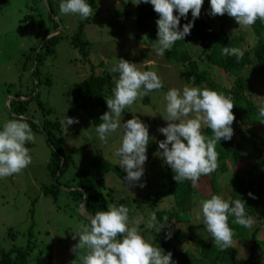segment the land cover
<instances>
[{
    "label": "rangeland",
    "instance_id": "obj_1",
    "mask_svg": "<svg viewBox=\"0 0 264 264\" xmlns=\"http://www.w3.org/2000/svg\"><path fill=\"white\" fill-rule=\"evenodd\" d=\"M95 1L98 5V14L93 11V15L87 19H82L78 14H62L57 8L58 4L55 5L56 16L62 24V29H59L58 33H61L62 39L56 46L55 54L46 59L45 64L39 69V74H36L34 73L35 66L37 67L35 57L47 39L44 27L53 24L49 18L51 14L43 0H0V130L6 121L15 119L8 110L9 106L12 111L11 102L15 100L10 97L15 98L17 94L26 96L35 89L34 95L38 93L46 109L53 110L52 115L49 116L50 120L61 123L65 116L79 120L78 124L69 125L66 130L62 125L63 134L60 140L64 152L73 156L74 163L62 178V185L74 179L77 168L89 171L93 160L98 156L114 164L126 175L119 166V157L114 155L121 144L122 129L108 134V142L105 144L100 140L91 120L74 104L72 92L93 72L96 75L108 72L114 79L118 74H114L111 68L121 58L137 64V68L141 71H155L164 87L148 93V104L143 101L145 96L138 97L131 106L124 109L121 115V123L137 116L148 126L150 142L146 152L144 176L140 181L146 186L143 188L138 185L130 186L114 173L104 175L107 189L114 191L116 205H125L129 208L130 221L143 217V222L139 225L140 234L147 242L153 244L158 231L156 227L151 229L147 227L149 214L153 211L157 213L167 210L174 205L173 197L167 193L168 189L162 183V175L169 166L158 153L162 151L158 148V142L166 139L158 129L168 124L165 120L167 113L164 96L169 88L182 89L184 86H193L184 82L182 65L170 64L165 54L163 56L156 54L158 41L144 36H139L140 41H136L134 37L136 9L142 2L137 4L139 0ZM115 11L128 13L127 17L120 18L112 14ZM210 12V0H204L199 18L207 21L217 30L220 19L227 13L223 16H212ZM51 18L57 22L52 15ZM230 18L233 22V33L244 36L242 53L252 49L258 41L252 29L239 25L234 18ZM82 20H88L84 30L86 39L91 43L88 60L70 44V38L77 32L78 24ZM35 48L37 50L33 55ZM185 50L193 60L199 62L201 69L207 71L220 85L227 89L233 86L234 76L224 74L202 58L203 47L187 45ZM39 82L41 85H38ZM247 97L259 110L264 108V82L254 80L253 88L247 92ZM108 98L111 96L107 95L106 100ZM29 109L36 111L37 114L34 115L41 120L42 111L36 102H33ZM205 127L206 125H202L201 130ZM248 129L255 135L243 143V149L251 154L250 161L244 162L239 168L229 161V172L219 175V191L216 195H222L225 200L231 199L235 180L238 178L246 180L255 162L264 156V120L260 125ZM32 132L35 134L34 142L25 145L29 148L31 163L18 174L0 178V248L2 251L10 252L31 247L26 264H81L77 256L71 252V248L79 242V238L77 236L73 240L72 237L82 231V225L89 224L82 220L79 214L81 205L78 207V203L69 195V191L61 190L57 201L52 196L44 195L43 187L55 183L47 167L51 150L44 134L33 130ZM215 174L218 173L213 172L205 176L202 182H197L194 186L197 190L196 207L191 222L171 223L165 228L166 233L171 232L172 235L179 231L191 235L192 239L188 244H175L176 249L181 253L198 256V244H207L212 237L202 219L196 220V214L199 211L200 201L212 196L209 182ZM84 181L89 185L88 180ZM101 191L106 195L107 190ZM158 192L166 194L160 202L155 197ZM256 226L255 222L252 227ZM260 239L264 240V229ZM232 246L236 248L240 259L248 257L247 245L234 241ZM260 257L264 260V256Z\"/></svg>",
    "mask_w": 264,
    "mask_h": 264
},
{
    "label": "clouds",
    "instance_id": "obj_2",
    "mask_svg": "<svg viewBox=\"0 0 264 264\" xmlns=\"http://www.w3.org/2000/svg\"><path fill=\"white\" fill-rule=\"evenodd\" d=\"M141 2L150 3L159 16L156 20L159 44L156 54L163 56L176 41L190 35L195 20L201 15L204 0H139L137 4ZM59 9L62 14H78L82 19L93 15V9L86 0H61ZM210 9V15L223 16L227 13L245 27H251L257 20L264 22V0H210ZM190 11L192 20L185 23L181 30V18L187 20ZM221 52L225 57L235 56L237 61L243 56L240 49L228 46L221 47ZM111 71L118 75L114 77L112 97L106 100L108 111L100 116L101 123L96 127V132L100 140L107 144L108 134L122 129L121 144L114 155L119 157V166L126 173L124 180L130 186L143 188L146 184L140 181L144 176L150 142L148 126L137 116L121 123V115L138 97L147 96L164 85L155 71H141L137 64L122 58ZM164 100L168 124L158 129L166 137L158 142V148L162 150L158 153L175 173L173 179L176 183L189 180L195 186L201 176L210 175L219 167L216 144L221 139L231 140L234 135L233 100L215 90L199 86L169 88ZM259 115L264 117V108L260 109ZM61 123L66 130L69 125L78 124L79 120L65 116ZM202 125L210 128L213 135L202 134ZM34 140L35 134L23 117L3 124L0 130V178L18 174L31 163L29 148L25 145ZM248 196L256 199L251 192ZM245 206L246 202L242 199L225 200L222 195L216 194L200 201L196 220L202 219L214 245L221 251L234 243V231L229 226L230 216L234 217L233 224L244 228L254 225L255 220L246 214ZM87 218L90 224L82 225V231L72 237L73 240L77 236L79 238L71 252L81 264H174L171 252L165 253L162 248L144 239L139 231L143 217L130 221L127 206L110 204L107 210L97 211ZM167 219L165 216V223L161 224L153 211L149 214L147 227H156L159 232L167 224ZM171 235L168 232L165 238L171 239Z\"/></svg>",
    "mask_w": 264,
    "mask_h": 264
},
{
    "label": "trees",
    "instance_id": "obj_3",
    "mask_svg": "<svg viewBox=\"0 0 264 264\" xmlns=\"http://www.w3.org/2000/svg\"><path fill=\"white\" fill-rule=\"evenodd\" d=\"M86 2L98 14L96 1L86 0ZM60 3L61 0H48V5L55 16L57 14L55 5L58 4L57 8L59 9ZM112 14L125 18L128 13L115 11ZM174 14L178 15V13ZM49 18L53 24L50 27H44L46 38L59 27L58 23L52 20L51 15ZM158 19L159 16L155 13L150 3L139 4L135 18L136 34L134 37L136 41H140L139 36L157 41L156 20ZM191 20V12H189L187 20L181 18V30L183 25ZM87 24L88 20L80 21L77 32L70 38L71 46L78 50L86 60L89 59L91 53V43L86 39L84 32ZM232 27L233 22L227 14L220 19L217 30L207 21L198 18L194 22L190 35L186 36L184 40L176 41L170 49L165 51V57L170 64L183 66V78L187 85L201 88L207 87L215 90L226 97L232 98L234 103L232 109L235 116L232 124L234 135L231 140L225 141L221 139L216 144V151L219 153V167L215 171L218 174L210 178L209 186L212 189L210 191L212 195L217 194L219 191V175L229 172V161L236 168L242 166L244 162L250 161L251 154L243 149V143L249 137H255V135L248 128L260 125L264 120V117L259 115L260 110L247 97V92L253 88L254 80L264 82V22L257 20L250 27L258 41L252 49L244 51L239 61H237L235 56L225 57L221 52V47L227 46L238 48L242 52V44L245 43L244 36L234 34ZM61 39L62 35L60 33L44 43L37 57H35L37 67L34 73L39 74V69L45 64L46 59L55 54L56 46ZM187 45L203 47L202 58H205L209 64L224 74L234 76L235 82L233 86L227 89V87L220 85L212 78L207 71L202 70L199 62L193 60L189 52L185 50ZM36 50L37 48L33 49V55ZM193 77H195V80H192ZM47 83L50 84V82ZM38 85H41V82ZM114 87L115 81L110 73L105 72L102 75H96L93 72L87 79L80 82L72 92L74 104L87 115L95 128L101 123L100 116L108 111L106 97L107 95L112 97V89ZM34 93L35 89L26 96L17 94L16 97L25 100L12 101L11 108L12 113L15 115H29L37 119L48 135V140L46 138L45 140L50 147L51 156L47 167L52 180L55 182L56 179V184L44 186V195L52 196L57 201L61 187L73 189L69 191V195L78 203V207L84 202L86 197L85 209L90 215H94L97 211L107 210L110 203L117 204L113 197L114 191L107 189L104 175L114 173L123 179L126 175L114 164L107 162L100 156L93 160L89 171H82L77 168L74 179L68 181L65 185L61 184L62 178L74 166L73 156L64 152L60 140V136L63 134L62 124L59 121L49 119L53 110L50 108L46 109L45 104L40 100L39 94L34 95ZM143 101L148 104V96H145ZM33 102H36L42 111L41 120L34 115L37 114L36 111L29 109ZM25 121L33 131L42 134L35 123L29 120ZM201 132L205 136L210 137L213 135L211 129L207 126ZM50 143L54 146V149H52ZM62 158L64 161H62ZM174 175L175 173L170 167L162 175V183L167 187V193L173 197L174 205L167 210L156 213L157 220L161 224L165 223L163 220L165 216L168 219L167 224L156 234L153 246L162 248L165 253L171 252L174 264H264V260L260 257L264 256V240L260 239V234L264 229V156L255 162L246 180H241L240 178L235 180L231 194V200L242 199L246 202L245 212L248 216L253 217L257 224L256 227L244 228L233 224L232 220L234 217H229V226L234 231L233 241H240L241 244L247 245L249 248V255L245 259L238 257V252L234 246L221 251L214 245L212 237L207 244H198V256L186 252L181 253L175 247V244H188L192 239L189 233L179 231L171 235V239L165 238V228L171 223L189 224L193 210L196 207V187L189 180L176 183L173 179ZM204 179L205 176H201L198 182H202ZM84 180H88L89 185ZM101 190H107L106 195ZM250 192L256 199L248 196ZM165 195V193L158 192L155 197L160 202ZM82 220L90 224L89 221L83 218ZM31 250L32 248L28 247L27 249H15L5 252L0 248V264H26Z\"/></svg>",
    "mask_w": 264,
    "mask_h": 264
},
{
    "label": "water",
    "instance_id": "obj_4",
    "mask_svg": "<svg viewBox=\"0 0 264 264\" xmlns=\"http://www.w3.org/2000/svg\"><path fill=\"white\" fill-rule=\"evenodd\" d=\"M43 3H44V5H45V7L47 8L49 14H51V15L54 17V19H56V21L58 22V25H59V28H58L55 32H52L51 35H50L49 37H47V39L45 40V42H46L48 39H51L52 37L58 35V33L60 32L59 29H62V24H61L60 20L58 19V17L55 16V15L52 13V11H51V9H50V7H49V5H48V0H43ZM41 48H42V47H41ZM41 48H40V49H41ZM39 51H40V50H39ZM39 51H38V52H39ZM38 52L36 53V57H37ZM35 59H36V58H35ZM35 63H36V65H37L36 60H35ZM35 68H36V66H35ZM10 98H11V99H15V100H17V101L25 100V99H23V98H18V97H15V98L10 97ZM9 102H10V101H9ZM8 110L11 112V114H12V116H13L14 118H20V117H23L25 120H29V121H32L33 123H35V124L40 128L42 134H44V137L46 138V140H48V135H47L46 131L43 129L42 125L39 123V121H38L37 119H35V118H33L32 116H29V115H15V114L12 113V111H11L10 108H9V106H8ZM50 146L52 147V149H54V146H53L51 143H50ZM62 161H64L63 158H62ZM55 184H56V179H55ZM60 189H61V190H66V191H71V190H73V189H65V188H62V187H61ZM80 190H81V189H80ZM82 191H83V190H82ZM85 206H86V197L84 198V202H83V203L81 204V206H80L79 214H80V216H81L83 219L89 221V219H88L87 217H88L90 214L87 213V211H86V209H85ZM89 222H90V221H89Z\"/></svg>",
    "mask_w": 264,
    "mask_h": 264
}]
</instances>
